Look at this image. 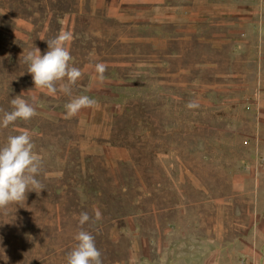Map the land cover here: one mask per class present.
Instances as JSON below:
<instances>
[{
    "label": "rangeland",
    "instance_id": "1",
    "mask_svg": "<svg viewBox=\"0 0 264 264\" xmlns=\"http://www.w3.org/2000/svg\"><path fill=\"white\" fill-rule=\"evenodd\" d=\"M61 13L73 17L71 0H0V117L11 111L12 98L23 93L31 103L36 97L33 118L0 127V147L9 135L28 130L45 187L28 192L22 205L0 210V264H67L81 212L92 217L83 227L94 236L103 264L145 257L138 241L149 242L151 251L153 241L194 239H256L263 262L264 232L254 227L264 216L253 211L264 209V169L254 162L264 153L252 150L241 124L235 131V121L222 120L219 106L196 89L191 99L200 106L189 109L184 88L156 85L151 76L139 83L141 51H84L74 38L71 63L83 77L73 96L88 95L97 104L65 118L71 97L35 89L20 60L35 47L44 54L46 40L64 28L73 31L59 22ZM146 52L152 63V51ZM99 62L107 65L103 82L94 68ZM95 209L102 213L99 221ZM245 245L242 255L248 256Z\"/></svg>",
    "mask_w": 264,
    "mask_h": 264
},
{
    "label": "crops",
    "instance_id": "2",
    "mask_svg": "<svg viewBox=\"0 0 264 264\" xmlns=\"http://www.w3.org/2000/svg\"><path fill=\"white\" fill-rule=\"evenodd\" d=\"M71 1L73 17L66 19L67 14L61 13L59 22L72 24L70 32L81 49L141 51L139 83L153 79L156 85L184 88L189 100L195 89L200 91L209 104L219 106L222 120L235 121V131L241 124L252 150L264 153V47L259 44L264 40L263 1ZM94 39L98 40L96 46ZM146 51H152V63H147L151 58H145L149 56ZM132 78L125 76L124 80ZM254 162L264 169V158ZM263 210L256 207L253 214L264 216ZM254 232H264V221ZM135 244L138 253L147 256L134 254L127 264H264L256 239L157 240L151 251L146 250L147 241ZM244 244L251 249L248 256L242 255ZM165 247L169 251L164 253Z\"/></svg>",
    "mask_w": 264,
    "mask_h": 264
},
{
    "label": "clouds",
    "instance_id": "3",
    "mask_svg": "<svg viewBox=\"0 0 264 264\" xmlns=\"http://www.w3.org/2000/svg\"><path fill=\"white\" fill-rule=\"evenodd\" d=\"M73 39L70 31L61 30L52 39L46 40L48 49L42 54L38 47L21 54L23 62L28 65V73L32 75L35 89L46 90L48 95L62 93L71 97L65 104L66 117L76 116L83 108L95 107L97 101L88 95L73 96V86L83 77L80 68L74 66L69 43ZM97 80L106 79L107 65L96 63ZM23 93L10 101L11 111H4L0 117V127L8 128L18 119L28 121L36 115V97L32 102L22 98ZM196 100H191L186 107L199 108ZM3 111V110H0ZM35 145L28 130L16 135H9L6 144L0 147V210H6L9 205H22L27 199V193L34 191L39 194L45 189L38 179L41 174L42 160L34 152ZM94 220L102 219L99 209L94 210ZM92 220L87 212H81L78 217L80 228L75 234L77 242L67 255V264H103L102 253L96 246L94 236L84 229V225Z\"/></svg>",
    "mask_w": 264,
    "mask_h": 264
}]
</instances>
